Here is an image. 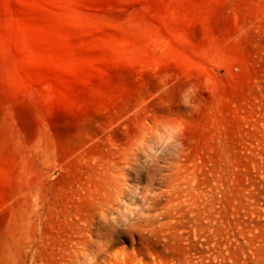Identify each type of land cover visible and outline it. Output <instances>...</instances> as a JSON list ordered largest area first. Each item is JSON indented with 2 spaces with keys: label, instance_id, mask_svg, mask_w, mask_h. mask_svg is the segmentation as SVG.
<instances>
[{
  "label": "rangeland",
  "instance_id": "1",
  "mask_svg": "<svg viewBox=\"0 0 264 264\" xmlns=\"http://www.w3.org/2000/svg\"><path fill=\"white\" fill-rule=\"evenodd\" d=\"M0 264H264V0H0Z\"/></svg>",
  "mask_w": 264,
  "mask_h": 264
}]
</instances>
